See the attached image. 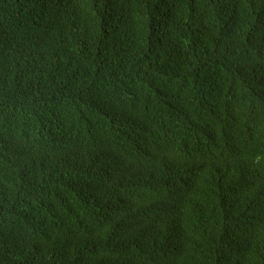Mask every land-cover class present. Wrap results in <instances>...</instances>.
<instances>
[{"label": "trees", "instance_id": "obj_1", "mask_svg": "<svg viewBox=\"0 0 264 264\" xmlns=\"http://www.w3.org/2000/svg\"><path fill=\"white\" fill-rule=\"evenodd\" d=\"M0 264H264V0H0Z\"/></svg>", "mask_w": 264, "mask_h": 264}]
</instances>
